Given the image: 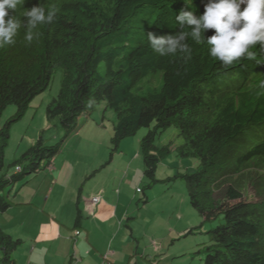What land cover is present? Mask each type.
<instances>
[{
    "label": "trees",
    "instance_id": "1",
    "mask_svg": "<svg viewBox=\"0 0 264 264\" xmlns=\"http://www.w3.org/2000/svg\"><path fill=\"white\" fill-rule=\"evenodd\" d=\"M39 2L25 0L10 15L26 22L24 10ZM43 3L58 10L54 20L39 25L31 43L25 40L27 29L22 26L15 43L0 48V213L10 206L8 194L16 184L17 190L49 166L62 147L77 144V131L83 126L78 128L79 118L93 125L99 119L104 128V115H96L104 103L102 111L112 110L116 123L107 160L100 167L112 161L123 140L146 128L138 139L143 197H147L145 189L157 181L182 179L189 205L203 221L224 215V224L209 230L212 238L210 243L203 242L206 254L198 264H264V95H257L256 87L264 63L242 59L225 67L208 54L206 44L191 39L187 41L190 58L180 53L162 57L153 51L148 33L176 35L180 28L175 16L182 9L202 15L208 0H192L191 6L184 0ZM213 34L214 30H208L205 37ZM252 50L258 60H264V48L257 45ZM57 71L60 87L46 107V116L64 130L62 140L47 146L38 136L8 164L10 173L1 174L11 126L25 115L32 99L48 88ZM157 71L162 73L161 86L137 91L139 81ZM11 105L14 114L1 123L3 111ZM170 127L177 128L183 143L155 145ZM172 153L192 160L194 170L188 172L189 164L175 172L171 165L164 166ZM162 165L171 174L159 178ZM79 211L74 228L79 227ZM201 226L185 230L181 237ZM20 242L0 228V264H15L11 253Z\"/></svg>",
    "mask_w": 264,
    "mask_h": 264
},
{
    "label": "crops",
    "instance_id": "2",
    "mask_svg": "<svg viewBox=\"0 0 264 264\" xmlns=\"http://www.w3.org/2000/svg\"><path fill=\"white\" fill-rule=\"evenodd\" d=\"M80 139L53 159L50 170L42 168L23 186L9 192L10 206L0 213V228L21 241L11 253L15 264H161L164 256L183 260V255L172 257L169 248L189 229L190 222L180 213V206L171 210L165 226L155 225L156 218L144 216L148 221L143 238L134 234L129 224L136 222L148 203V197L140 198L145 203L140 202L134 184L128 182L129 177L136 183L141 181L136 168L140 150L124 154L120 162L111 161V174L96 182L104 169L98 167L107 156L100 162L86 161L83 155L96 150V142L87 139L82 143L85 139ZM119 152L124 157L123 150ZM96 194L100 201L91 204L89 199ZM77 210L81 218L79 227L74 228ZM174 220L176 225H172Z\"/></svg>",
    "mask_w": 264,
    "mask_h": 264
},
{
    "label": "rangeland",
    "instance_id": "3",
    "mask_svg": "<svg viewBox=\"0 0 264 264\" xmlns=\"http://www.w3.org/2000/svg\"><path fill=\"white\" fill-rule=\"evenodd\" d=\"M60 72L57 71L55 75L53 76L52 81L50 82L48 88L34 97L30 103V108L26 110V113L23 117H21L19 120H17L16 123H14L10 128V137H9V143L7 144L5 148V155H4V167L1 171L2 173H10V170H8V164L17 158L26 151L38 138V136L42 135L43 142L45 145H53L60 140H62V137L64 136L65 132L64 130L60 128V126L56 123L47 119L46 116V107L51 103V101L56 97L59 87H60ZM162 83V73L160 71H157L155 73L149 74L145 77H143L139 83H138V90L140 93H144L147 90H156L161 86ZM104 107V103L100 105V114H96L97 118H100V115H104L103 125L104 128L101 127V121L98 119L96 121V124H90L85 123L84 118H79L77 122V126L79 130L77 131V138L76 139H85L84 143H86L87 139H89L92 142H96V150L92 149L88 154L83 155V159L86 161L88 160H94L95 162H100L103 159V156H108L109 152V137L112 135L113 132V126L116 123L115 114L112 110L107 109L104 112L102 111ZM15 112L14 106H8L2 113L1 116V123L4 122L6 119H8L11 115H13ZM94 128H96L97 131H94ZM146 128H141L137 131L135 136L126 138L123 140L120 146V150H123V156L121 157L120 152H117L112 161H118L124 159L126 157V153H130L134 150V152L138 149L139 150V141L146 132ZM94 133V134H93ZM89 134V135H88ZM88 135V136H87ZM22 137V138H21ZM79 137V138H78ZM80 139V140H81ZM82 141V140H81ZM133 142V143H132ZM171 142L173 144V147L180 145L183 143V138L178 135V130L175 127H170L166 129L163 133H161L158 138L155 140V145H162L165 143ZM134 146H133V145ZM66 146V145H65ZM67 145L66 149H69ZM64 148L62 147L61 150L54 156V158L59 155L62 152V154L66 153ZM75 150L69 153H74ZM100 157V159H97L96 157ZM62 157V156H61ZM73 160H75L78 157H72ZM107 160L104 159V161H101L105 163ZM193 161H187L186 159H178L174 153H172L164 162L163 165H171L172 171L175 172L176 168L184 167L189 168L188 172H191L194 170L195 165L194 163L191 165ZM44 160L41 162V167L44 165ZM84 161L82 162V164ZM102 163V164H103ZM141 157L138 159V166L136 167L138 169V174L142 176L141 171ZM161 166L158 169L157 177L164 178L166 175L171 174L169 173V170ZM102 168V167H98ZM104 169L99 171V175H97L96 179L94 181L97 182L104 179L105 176L110 175L111 171H113V167L111 163L103 167ZM134 168V169H136ZM93 172V171H92ZM98 174V173H97ZM91 178H93V174L90 172ZM50 179V177H48ZM118 179H120L118 177ZM121 180V179H120ZM128 182L130 184H134L132 186L133 190H135L136 187H141L144 184L143 182L136 183L135 179H131L129 177ZM95 182L92 183L94 185ZM110 185V183L108 182ZM18 184L15 185L14 190L17 188ZM131 189V187H130ZM77 194V190H75ZM145 193L148 197V203L146 207L143 209V212L140 211V216L136 220L135 223L129 222L133 227L134 234L143 235V232L147 230L146 222L148 221L147 218L144 216H147L148 219L150 218H156L157 220L153 222V224H161L160 226H165L166 221L165 219H169V212L172 210V208L176 205L180 206V213L182 212L184 214V217H188V220L190 223L189 229L195 228L197 225H200V223H203V226L200 228H196L194 231V234L188 235L187 237L182 238L180 241H176L175 244L170 246L171 248V256L177 257L180 255H183V260L181 258L170 259L167 256L163 257V261L161 264H198L201 262V260L205 257V251L203 250V242H209L210 238H212V233L209 232V230L215 228L216 226L224 224V215L222 213L217 214L216 216H212L211 219L204 220L202 217L189 205L188 201V189L186 182L182 179H178L175 181H157L150 189H145ZM135 192H133L134 196ZM76 197V196H75ZM138 197L143 198L142 193H138ZM143 204L140 203V206ZM170 206V209L168 208ZM142 210V209H141ZM146 212V213H145ZM163 220V222H160V220ZM184 221V220H183ZM182 220H180L181 223H183ZM177 221L174 220V223L172 225H176ZM187 226V224H186ZM165 232V231H164ZM143 238V236H142ZM208 244V243H207ZM198 250H201L198 252ZM158 256V255H157ZM156 256V257H157ZM14 255L12 254V258ZM14 259V258H13Z\"/></svg>",
    "mask_w": 264,
    "mask_h": 264
},
{
    "label": "clouds",
    "instance_id": "4",
    "mask_svg": "<svg viewBox=\"0 0 264 264\" xmlns=\"http://www.w3.org/2000/svg\"><path fill=\"white\" fill-rule=\"evenodd\" d=\"M24 2L25 0H0V48L14 44L22 26L27 29L25 40L31 43L34 30L39 25L51 23L57 15L58 10L54 7L46 8L43 0L31 10H24L26 22L10 15ZM184 2L188 6L192 4V0ZM175 18L180 28L176 35L157 37L152 33L147 34L149 46L160 56L180 53L190 58L192 49L187 41L191 39L198 45L206 44L208 54L225 67L242 59L257 60V64L264 63V60H258L257 52L252 50L257 45L264 48V0H208L202 15L197 16L182 9ZM208 30H214V34L206 38ZM258 76L261 78L256 84L257 95H264V74ZM52 163L53 161L46 168L50 170ZM139 190L140 187H136L137 193ZM89 200L91 204H97L100 196L93 195ZM78 233L75 229V234Z\"/></svg>",
    "mask_w": 264,
    "mask_h": 264
},
{
    "label": "built area",
    "instance_id": "5",
    "mask_svg": "<svg viewBox=\"0 0 264 264\" xmlns=\"http://www.w3.org/2000/svg\"><path fill=\"white\" fill-rule=\"evenodd\" d=\"M96 199H94V201H95Z\"/></svg>",
    "mask_w": 264,
    "mask_h": 264
}]
</instances>
